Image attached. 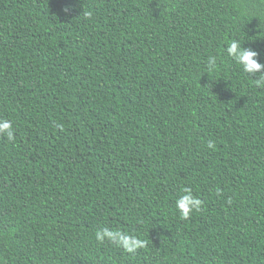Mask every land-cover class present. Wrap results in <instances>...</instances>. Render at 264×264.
<instances>
[{
  "label": "trees",
  "instance_id": "trees-1",
  "mask_svg": "<svg viewBox=\"0 0 264 264\" xmlns=\"http://www.w3.org/2000/svg\"><path fill=\"white\" fill-rule=\"evenodd\" d=\"M232 40L264 64V0H0V264H264V69Z\"/></svg>",
  "mask_w": 264,
  "mask_h": 264
},
{
  "label": "clouds",
  "instance_id": "clouds-1",
  "mask_svg": "<svg viewBox=\"0 0 264 264\" xmlns=\"http://www.w3.org/2000/svg\"><path fill=\"white\" fill-rule=\"evenodd\" d=\"M71 6H66L63 12L67 15L72 11ZM228 55L241 66L246 74L260 73L264 69V64H261L255 59L258 53L253 50L245 49L241 46V43L237 40H232L228 44ZM217 56H210L208 58L207 67L209 71H212L216 67ZM255 86L258 88H264V74H261L258 79L253 80ZM0 136L6 137L9 142L15 141V131L12 123L6 119H0ZM209 147H212L210 144ZM183 195L179 196L176 200V208L179 210L182 218L187 219L193 210H199L202 206V201L193 196L191 189L184 188ZM118 243L124 247L127 252L132 253L137 248L143 247L145 242L137 239L136 237L128 236L118 232H112L107 229L103 231H97L96 239L103 241L105 239Z\"/></svg>",
  "mask_w": 264,
  "mask_h": 264
}]
</instances>
